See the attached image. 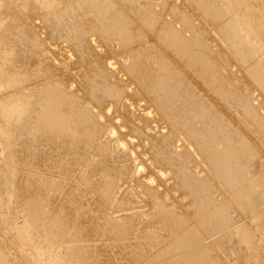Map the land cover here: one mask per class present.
I'll return each instance as SVG.
<instances>
[{"label":"rangeland","instance_id":"1","mask_svg":"<svg viewBox=\"0 0 264 264\" xmlns=\"http://www.w3.org/2000/svg\"><path fill=\"white\" fill-rule=\"evenodd\" d=\"M263 76L264 0H0V264H264Z\"/></svg>","mask_w":264,"mask_h":264},{"label":"bare ground","instance_id":"2","mask_svg":"<svg viewBox=\"0 0 264 264\" xmlns=\"http://www.w3.org/2000/svg\"><path fill=\"white\" fill-rule=\"evenodd\" d=\"M244 25H245V24H244ZM239 28H240V27H239ZM81 38H82V37H81ZM79 39H80V38H79ZM83 40H84V38H83ZM184 40H185V39H184ZM186 40H187V39H186ZM186 40H185V42H187V41L189 42V40H187V41H186ZM78 41H79V40H78ZM78 41H77V42H78ZM79 42H80V41H79ZM79 42H78V43H79ZM179 42H181L180 39H179V41L177 42V44H178ZM182 42H183V40H182ZM188 42H187V43H188ZM81 43H83V41H81ZM81 43H80V45H81ZM75 44H76V42H75ZM182 44H183V43H181V45H178V46H177V52L179 53V55H180L181 53H184V51H190V50H189L190 48H188V46L185 45L186 43H184L183 45H182ZM188 45H190V43H189ZM83 46H84V45H83ZM87 47H88V45H87ZM87 47H86V48H87ZM189 47H190V46H189ZM19 50H20V49H19ZM15 51H16V50H15ZM24 51H26V50L24 49ZM20 52H21V50H20ZM16 53H19V52L17 51ZM185 53H187V52H185ZM185 53H184V54H185ZM13 54H15V53H13ZM13 54H12V55H13ZM187 54H188V53H187ZM12 55H11V57H13ZM22 55H23V53H22ZM181 55H183V54H181ZM51 56H52V55H51ZM16 57H17V56H15L14 58L17 59ZM19 58H20V56H19ZM3 59H4V56H3ZM6 60H7V59H6ZM48 60H49V59H48ZM48 62H49V61H48ZM51 62H52V61H51ZM6 63H7V61H6ZM207 63H209V62L207 61L205 64H207ZM99 65H100V63H99ZM209 65H210V64H209ZM88 67H89V66H88ZM203 67H205V66L203 65ZM89 68H92V65H90ZM89 68H88V70H89ZM97 69H99V67H98ZM104 69H107V68H104ZM204 69H205V68H204ZM101 70H102V68H101ZM205 70H206V69H205ZM205 70H204V73H203V77H205L206 80H207L209 83H212V84H213V83H216V82L218 83V82H219V84H220V81H219V77H220V76H217V74L215 73V71H217V70H215V68H214L213 66H212V68H211V66H209V67H207V70H206V71H205ZM95 72H96V70H95ZM99 72H100V71H99ZM101 72H102V71H101ZM103 73H104V72H103ZM103 73H102V75H101L102 79H104V78H103V75H104ZM218 73H219V71H218ZM94 74H95V73H94ZM96 74L99 75L98 73H96ZM105 74H106V76H107L108 73L106 72ZM97 75H96V76H97ZM108 75H109V74H108ZM218 75H219V74H218ZM220 75L222 76V74H220ZM87 76L89 77L90 75H88V73H87ZM96 76H95V77H96ZM99 76H100V75H99ZM90 77H91V76H90ZM92 77H93V76H92ZM101 77H100V78H101ZM107 77H110V75L107 76ZM263 77H264V76H263ZM100 78H99V79H100ZM86 79H87V78H86ZM102 79H100L99 81H101ZM106 79H107V78H106ZM11 80H12V78H11ZM96 80H98V78H97ZM109 80H111V78H110ZM158 80H160V81H158V83L156 84V86H155V91H157V90H156L157 88H159V90H160V88H161L162 85H163L164 88L170 86L171 88L168 87V89H170L171 92H175V90H176L177 86L180 84V82L182 83V81L180 80V81H178V82L175 81L176 83L173 82V83L170 84V83L168 82L169 84H167V81H168V80H173L171 76H167L166 78H163V79L161 78V79H158ZM165 80H167V81H166V84L164 83ZM14 81H15V80H14ZM105 81H106V80L104 79V81H102V82H105ZM112 81H113V79H112ZM62 82H63V81H62ZM109 82H110V81H109ZM52 83H53V82H52ZM86 83L89 85V82H87V80H86ZM106 83H108V82L106 81ZM111 83L114 84L115 82H110V84H111ZM217 83H216V84H217ZM16 84H17V83H16ZM37 84H38V83H37ZM53 84H54V83H53ZM110 84L108 83V85H110ZM115 84H116V83H115ZM115 84H114V85H115ZM164 84H165L166 86H164ZM212 84H211V85H212ZM219 84H218V85H219ZM17 85H18V84H17ZM91 85H92V87H94L93 84H91ZM94 85L96 86V83H95ZM213 85H214V84H213ZM218 85H217V87H218ZM220 85H222V84H220ZM220 85H219V87H220ZM18 86H19V85H18ZM21 86H22V85H21ZM65 86H66V85H65ZM104 86H105V88H106V84L102 83V84H101V87H102V88L99 87V88H101V89L99 90V88H98L97 91H101V90H102V91H105V88H103ZM117 86H118V85H117ZM117 86H115V87L117 88ZM67 87H68V85H67ZM67 87H66V88H67ZM92 87L90 88L91 90H92ZM223 87H225V86H223ZM21 88H22V87H21ZM71 88H72V87H71ZM109 88H110V86H109ZM37 89H38V88H37ZM90 89H89V90H90ZM96 89H97V87H96ZM103 89H104V90H103ZM162 89H163V88H162ZM166 89H167V88H166ZM32 90H33V89H32ZM93 90H94V88H93ZM114 90H117V91H118L119 89H118V88H117V89L114 88ZM65 91H67V90H65ZM77 91H78V89H77ZM94 91H96V90H94ZM225 91H227V90H225ZM34 92H36V91L33 90V91L31 92V95H32V96L35 95ZM227 92H229V90H228ZM232 92H233V91H232ZM23 93H24V92H23ZM27 93H28V92H27ZM27 93H26V94H27ZM91 93H92V92H91ZM67 94H68V93H67ZM67 94H66V95H67ZM41 95H42V93H41ZM41 95H40V93H38V97H40ZM44 95H45V94H44ZM44 95H43V96H44ZM35 96H36V95H35ZM60 96H61V94H60ZM79 96H80V95H79ZM24 97H25V96H24ZM36 97H37V96H36ZM45 97H46V96H45ZM62 97H63V96H62ZM31 98H32V97H31ZM59 98H60V97H59ZM64 98H65V97H64ZM68 98H69V99H72V98H77V97L75 96V94H72V93H71V94L68 95L67 99H68ZM28 99H29V98H28ZM41 99H42V100H41ZM67 99H66V100H67ZM77 99H78V98H77ZM24 100H25L26 102L28 101V100H26V99H24ZM39 100L42 101V102L44 103V105H43V108H44V106L47 105V104H45V101H46L45 98L43 99L42 96H41V98H40ZM44 100H45V101H44ZM21 101H22V100H21ZM25 101H24V102H25ZM29 101H31V100H29ZM54 101H57V99L54 100ZM68 101H69V100H68ZM71 102H72V101H71ZM30 103H31V102H28V104H30ZM43 103H42V104H43ZM19 104H20V103H19ZM22 104H23V103H22ZM38 104H39V103H38ZM27 106H28V105H27ZM22 107H24V106H22ZM24 108H25V107H24ZM26 108H27V107H26ZM26 108H25V109H23V108H22V109L18 108L19 111H18V109H16V110H17V111H16L17 118H18V117L20 118L21 116H19V115H22V118L25 119V118L23 117V113L27 110ZM43 108H41V109L43 110ZM37 109H38V108H37ZM53 109H54V108H53ZM85 109H86V108H85ZM85 109H84V110H85ZM39 110H40V109H39ZM44 110H47V111H48L49 109H46V108H45ZM33 112H34V111H33ZM48 112H49V111H48ZM48 112H47V113H48ZM50 112H51V111H50ZM52 112H53V111H52ZM41 113H42V112H41ZM43 113H44V112H43ZM43 113H42V115H43ZM47 113H46V114H47ZM81 113H82V112H81ZM46 114H44V116H45ZM52 114H53V113H52ZM55 114H56V113H55ZM11 116H12V115H11ZM25 116H26V115H25ZM28 116H30V118L32 117L31 114L29 115V114L27 113V117H28ZM15 117H16V116H15ZM27 117H26V118H27ZM39 117H40V116H39ZM47 117H48V114H47ZM47 117L45 116L44 118H47ZM35 118H36V117H35ZM53 118H54V116L52 117V119H53ZM58 118H60V116H58ZM11 119H12V118H11ZM40 119H41V118H40ZM55 119H56V118H55ZM106 119H108V118L106 117ZM15 120H16V119H15ZM26 120H27V119H26ZM26 120H25L24 122L20 123L19 127H20V128H23V129H26L27 131H30V130H31L30 133H33V134L36 133V132H38V130H39V128H38V123H39L38 118H37L34 122H30V121H26ZM42 120H43V118H42ZM20 121H22V120H20ZM31 121H33L32 118H31ZM44 121H45V120H44ZM50 122H52V121H50ZM18 123H19V121H18ZM44 124H45V123H43V125H44ZM47 124H48V123H47ZM49 124H50V123H49ZM52 124H53V123H52ZM39 126L41 127L40 124H39ZM46 126H47V125H46ZM50 127H51V126H50ZM50 127H49V128H50ZM41 128H42V127H41ZM52 128H53V127H52ZM112 128H113V126H112ZM29 129H30V130H29ZM115 129H116V130H115V132H116V131H117V128H115ZM43 130H44V129H43ZM40 131H42V130H40ZM40 131H39V132H40ZM48 131H50V130H48ZM108 131L110 132L111 129L108 130ZM46 132H47V130H46ZM46 132H45V134L47 135ZM109 132H108L107 134H109ZM39 134H40V133H39ZM41 134H42V133H41ZM43 134H44V133H43ZM109 135H110V134H109ZM116 135H117V134H116ZM43 136H44V135H43ZM115 137H116V136H115ZM118 137H120V136H118ZM99 140H100V139H99ZM114 140H115V141L120 140V141L122 142V143H120V146H121L122 148L125 147L124 139H121V138L118 139V138H117V139H114ZM103 142H104V141H103ZM117 143H118V142H117ZM99 145L102 146V144H99ZM118 145H119V144H118ZM103 146H104V145H103ZM103 146H102V147H99V148L101 149V148H103ZM105 146H106V145H105ZM104 148H105V147H104ZM106 148H108V147H106ZM106 148H105L103 151H105ZM125 148H126V147H125ZM129 152H130V151H129ZM175 157H176V156H175ZM131 160H132V159H131ZM29 204H30V203H29ZM31 206H32V205H31ZM34 209H35V208H34ZM32 210H33V208H32ZM28 211H30V213H31V208H30V210H28ZM32 212H33V211H32ZM26 213H27V212H26ZM34 213H35V212H33V214H34ZM37 213H38V212H37ZM27 215H29V214H27ZM26 217H27V216H26ZM31 219H32V218H31ZM27 220H28V218H27ZM35 220H36V219H35ZM29 221H30V220H29ZM30 222H31V221H30ZM34 222H35V221H34ZM28 224H29V223H28ZM28 226H29V225H28ZM34 227H35V226H34ZM28 228H29V227H28ZM38 228H39V227H38ZM31 229H33V228H31ZM46 231H47V230H46ZM46 231H45V232H46ZM48 231H49V229H48ZM55 231H56V230H55ZM51 233H52V232H51ZM51 233H48V235L50 234V236H52ZM58 233H59V232H58ZM44 235H45V234H44ZM46 236H47V234H46ZM31 237H32V236H31ZM57 237H58V236H57ZM53 238H54V237H53ZM48 239H50V241H51V243H52L53 246H58V247L61 246V244H60L61 241H60V240H59V241H58V239L54 240V239H52V237H51V238H48ZM51 239H52V240H51ZM44 240H45V239H44ZM30 242H31V241H30ZM47 244H48V243H47ZM26 245H27V244H26ZM49 246H50V245H49ZM26 247H27V246H26ZM61 247H62V246H61ZM27 248H28V247H27ZM25 249H26V248H25ZM52 249H53V248H52ZM49 250H50V249H49ZM25 253H26V251H25ZM67 254H68V253H67ZM65 255H66V253H65ZM73 255H74V254H73ZM80 255H81V254H80ZM23 256H24V255H23ZM25 256H26V254H25ZM71 256H72V255H71ZM26 257H27V256H26ZM26 257H25V259H26ZM66 257H67V256H66ZM69 257H70V256H69ZM19 258H20V257H19ZM75 258H77V260L79 261V259H78L77 256H75ZM75 258H74V259H75ZM66 260H67V259H66ZM71 260H73V259H71ZM80 260H81V259H80ZM84 260H85V259H84ZM68 262H70V261H68ZM78 263H79V262H78ZM80 263H81V262H80Z\"/></svg>","mask_w":264,"mask_h":264}]
</instances>
